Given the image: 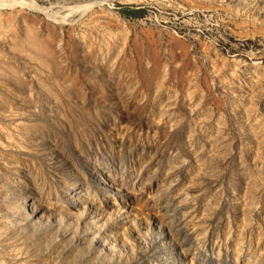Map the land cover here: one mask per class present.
I'll return each instance as SVG.
<instances>
[{"label": "rangeland", "instance_id": "rangeland-1", "mask_svg": "<svg viewBox=\"0 0 264 264\" xmlns=\"http://www.w3.org/2000/svg\"><path fill=\"white\" fill-rule=\"evenodd\" d=\"M0 264H264V0H0Z\"/></svg>", "mask_w": 264, "mask_h": 264}, {"label": "bare ground", "instance_id": "bare-ground-1", "mask_svg": "<svg viewBox=\"0 0 264 264\" xmlns=\"http://www.w3.org/2000/svg\"><path fill=\"white\" fill-rule=\"evenodd\" d=\"M21 2H22V1H21ZM23 2H24V1H23ZM23 2H22V3H23ZM17 3H18V2H17ZM19 3H20V2H19ZM19 3H18V4H19ZM24 3H25V2H24ZM27 4H28V3H27ZM23 5H24V4H23ZM73 209H74V208H73Z\"/></svg>", "mask_w": 264, "mask_h": 264}]
</instances>
